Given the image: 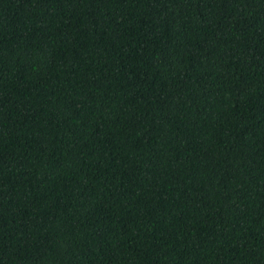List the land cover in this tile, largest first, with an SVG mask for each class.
Listing matches in <instances>:
<instances>
[{"label": "trees", "instance_id": "obj_1", "mask_svg": "<svg viewBox=\"0 0 264 264\" xmlns=\"http://www.w3.org/2000/svg\"><path fill=\"white\" fill-rule=\"evenodd\" d=\"M0 264H264V0H0Z\"/></svg>", "mask_w": 264, "mask_h": 264}]
</instances>
